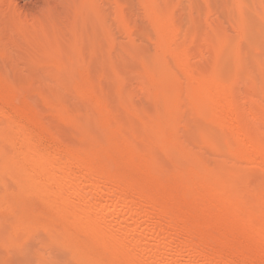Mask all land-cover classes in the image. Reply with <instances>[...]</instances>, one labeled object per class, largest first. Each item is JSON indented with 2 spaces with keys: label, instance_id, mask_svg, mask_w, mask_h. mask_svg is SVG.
Segmentation results:
<instances>
[{
  "label": "bare ground",
  "instance_id": "1",
  "mask_svg": "<svg viewBox=\"0 0 264 264\" xmlns=\"http://www.w3.org/2000/svg\"><path fill=\"white\" fill-rule=\"evenodd\" d=\"M43 1L0 0V264H264V0Z\"/></svg>",
  "mask_w": 264,
  "mask_h": 264
},
{
  "label": "rangeland",
  "instance_id": "2",
  "mask_svg": "<svg viewBox=\"0 0 264 264\" xmlns=\"http://www.w3.org/2000/svg\"><path fill=\"white\" fill-rule=\"evenodd\" d=\"M44 1L43 0H18V2H17V4H18V7L24 12V13H26V14H28V13H33L34 11H36L35 10V8L37 7V6H39V5H41L42 3H43ZM132 2L134 3V0H132ZM34 6V7H33ZM36 6V7H35ZM31 9V10H30ZM133 11L136 13V15H134V13H133V15L132 16H136V17H139L140 19H141V16H140V14L138 15V13H140L139 12V10L137 9V7L136 6H134V8H133ZM138 12V13H137ZM134 17L132 18V19H134ZM136 17H135V19H136ZM139 18H137V19H139ZM140 23V22H139ZM8 113H10L11 115H16V113L15 112H13L12 113V111L11 110H6ZM61 129H64V128H61ZM7 199H8V201H10L11 200V197H9V196H7ZM26 203V202H25ZM24 203V205H26V206H29L30 208H39L37 205H34V204H30V203H26L25 204ZM28 204V205H27Z\"/></svg>",
  "mask_w": 264,
  "mask_h": 264
}]
</instances>
